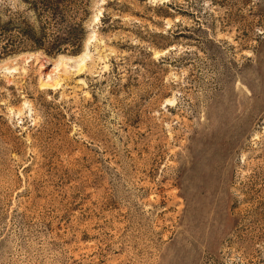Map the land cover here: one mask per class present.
I'll return each instance as SVG.
<instances>
[{"label": "rangeland", "instance_id": "obj_1", "mask_svg": "<svg viewBox=\"0 0 264 264\" xmlns=\"http://www.w3.org/2000/svg\"><path fill=\"white\" fill-rule=\"evenodd\" d=\"M85 29L0 58V264H264V0H91Z\"/></svg>", "mask_w": 264, "mask_h": 264}, {"label": "trees", "instance_id": "obj_2", "mask_svg": "<svg viewBox=\"0 0 264 264\" xmlns=\"http://www.w3.org/2000/svg\"><path fill=\"white\" fill-rule=\"evenodd\" d=\"M21 1L34 13L38 26L26 11L12 7L8 0H0V58L27 50L49 55L81 50L91 0ZM50 28L52 33L48 32Z\"/></svg>", "mask_w": 264, "mask_h": 264}, {"label": "bare ground", "instance_id": "obj_3", "mask_svg": "<svg viewBox=\"0 0 264 264\" xmlns=\"http://www.w3.org/2000/svg\"><path fill=\"white\" fill-rule=\"evenodd\" d=\"M93 42V39H89L87 40V44H86V48L87 50L82 53V55H80L79 57H77L76 59H69V58H60L57 60L56 62V66H55V71H59V69H61V67L63 66L62 62H70V61H77L80 64L78 65L79 71H83L86 68V62L91 60V52H89L90 46ZM9 74H12L13 72H17V69L14 70H9L8 71ZM41 87L43 89H51V90H55L59 88V84L58 82H56L53 78V76L51 74L47 75V79L45 81L42 82Z\"/></svg>", "mask_w": 264, "mask_h": 264}]
</instances>
